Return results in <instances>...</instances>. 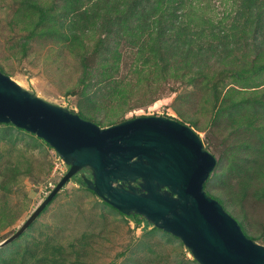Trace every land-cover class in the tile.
Masks as SVG:
<instances>
[{"label": "rangeland", "instance_id": "374dc122", "mask_svg": "<svg viewBox=\"0 0 264 264\" xmlns=\"http://www.w3.org/2000/svg\"><path fill=\"white\" fill-rule=\"evenodd\" d=\"M45 2L50 4V0ZM239 2L185 0L181 3L183 7L175 4L178 7L176 13L186 24L189 22L188 11L195 8L194 21L187 29L201 36L198 43H202L206 49L203 59L210 82H203L205 77H199L195 83L189 82L193 71L178 68L174 62L166 70L162 69L159 56L154 58L147 50L140 51V45L148 42L149 34L146 33L133 41L129 36L128 40L126 35H122L126 34L122 31L116 34L119 37L116 48L119 61L116 69H106L104 58L108 55L107 51L95 50L96 42L108 34V31L100 28L102 19L97 17L96 26L92 29H78L76 34L80 39L75 38L74 33L67 39L60 38L55 34L44 33L47 31H42L40 27L35 29L37 17H31V9H27L28 13L24 16L20 12V0H0V69L24 89L50 103L76 113H80L85 106L83 112L88 114L90 110L91 114L88 115L100 121L101 127L141 115L170 116L188 124L217 158L207 191L215 194L221 191L228 208L242 222L245 231L256 242L264 245V200H257L253 196L254 189L259 186L251 189L247 198L237 203L232 199L235 198L233 194L231 198L225 193L227 185L223 182L224 178L229 180V176L237 171L236 166L230 167L233 160L242 164L247 162L238 157L234 144L247 140L259 143V137L245 123L241 127L237 125L240 122L232 125L229 114H222L215 121L217 108L214 107L212 94L207 100L213 80L218 76L216 72L230 67L231 58L234 60L233 66L245 68L244 75L238 82L232 74L226 75L224 83L219 86L223 95L240 97L238 93L230 91L234 87L243 90L242 86L246 82L250 88L264 87V69L257 70L264 64V54L259 55V50L253 45L250 30L243 35L245 39L240 38V46L235 47L232 53H229V48H222V51L216 49L223 36L219 29L224 24L230 25ZM19 13L22 14L21 18ZM116 14L117 11L113 9L111 17ZM201 15L211 19L215 27L211 22L202 24ZM115 22V32L127 23L120 19ZM204 28L206 31L202 34ZM213 34L218 36L213 37ZM234 39L230 42V48L234 46ZM81 41L88 49L86 64L80 54ZM260 43L263 50L264 38ZM146 57L150 58V62L141 74L137 70L143 67ZM256 65L258 68H255ZM106 70L114 78L109 82L95 83ZM126 84L131 87V91L128 92L130 100L125 107L118 105L121 104L120 97L111 99L105 95L114 86ZM240 92L241 95H250L248 91ZM88 96H94L97 107L88 105ZM242 110L245 114L250 112L243 107L239 114ZM190 119L194 121L190 122ZM258 122L264 126V117L262 123ZM20 134L15 139H0V249L10 244L2 245L10 238L18 242L6 251L4 258L8 264H49L36 259L42 257L45 243L62 246V257L65 258V261H61L63 264H199L194 263L191 250L177 236L174 238L160 228H154L156 226L153 223L150 226L143 221L138 224L134 213L126 215L104 205L96 193L81 183L85 178H92L89 167L82 168L73 176L27 229L21 232L26 221L70 165L52 146L41 144L35 148L29 142L27 133ZM243 152V155H249L252 150L246 148ZM27 246L33 250L25 251ZM51 251L57 254L52 248L47 249V252Z\"/></svg>", "mask_w": 264, "mask_h": 264}, {"label": "water", "instance_id": "95a60500", "mask_svg": "<svg viewBox=\"0 0 264 264\" xmlns=\"http://www.w3.org/2000/svg\"><path fill=\"white\" fill-rule=\"evenodd\" d=\"M0 122L43 138L70 165L21 232L73 176L89 167L92 178L84 182L103 201L177 236L199 264H264V245L247 236L207 193L205 183L217 158L188 124L141 115L101 127L24 89L1 70Z\"/></svg>", "mask_w": 264, "mask_h": 264}, {"label": "trees", "instance_id": "16d2710c", "mask_svg": "<svg viewBox=\"0 0 264 264\" xmlns=\"http://www.w3.org/2000/svg\"><path fill=\"white\" fill-rule=\"evenodd\" d=\"M45 1L46 0H20L22 3L20 12L26 16L28 13L27 9H31V17H37V22H34L35 18H33V22L36 24L35 29L40 27L42 31H47L44 33L55 34L57 37H64L66 39L71 37L72 33H74V37L80 39L81 37L76 34L78 29L94 28L97 23V17L103 20L100 28H103V31H108V34L106 37L100 38V41L98 40L96 42L95 50L102 51L103 49L107 51L108 55H106L104 58L106 69H109L110 67L113 69L117 68L116 64L119 61V56H116V48L119 37L116 36V34L119 35L122 31L126 33H122V35H126L128 40L130 37L131 41H133L135 39L138 40V37L146 33L149 34V39L148 42L142 43L140 45V51L145 52L147 50L154 58L159 56L160 60H162V69L166 70L171 65V63L174 62L175 66L178 68L183 67V69L193 71L194 75L188 78L189 82L195 83L199 77L206 78L203 79V82L206 80L210 82V78H207L208 73L205 68L206 62L203 59L206 49L202 43H198V38H201V36H197L195 32H191L187 29L188 25L194 21L195 8H192L190 11H188L189 22L187 24L184 23V19L180 20L179 15L175 11L178 9L175 4L178 3L181 7H183L181 3H183L185 0H50V4H48L49 2L46 3ZM237 5L238 9L236 10L234 19L231 21L230 25L227 24L229 31L227 30L228 28L224 22L222 23L224 24L222 28L219 29L223 33V36L221 35V41L217 44L216 49L219 48L222 51V48H229V53H232L233 49L236 50V48L240 46V38L245 39L246 37L243 35H246L247 31L249 32L250 30L251 36L253 38V45L259 50V55L264 54V49L262 50L260 48V42L264 38V0H240ZM22 9H24V11H21ZM113 9L117 11V14L114 17H111V12ZM22 14L19 13L18 16L21 18ZM117 19L124 20L127 23L125 25H121L120 30L115 32L114 25ZM200 19L202 24H210L211 22L213 27H215L214 22H212L211 19H206L202 15L200 16ZM184 24L187 25V27L184 26ZM69 29L72 31L69 32ZM205 31L206 28L202 29V34H204ZM231 35L232 39H239H234V46L230 48V42L232 41V39H230ZM212 36L215 37L218 36V34H213ZM244 41L246 42L247 40ZM111 50L112 57L109 55ZM80 54L82 55L84 64H86L85 59L88 54V49H85V44L82 41ZM149 62L150 58L146 57V60L143 62V67L137 71L142 74ZM157 63L158 62L155 61V65ZM233 63L234 60L231 58L229 60V64H231L230 67L220 69L217 72L215 71L218 73V76H215L216 78L213 80V84L211 86L212 90L209 91L207 100L210 99V95L212 94L214 107L217 108L215 113V121L218 117H221L222 114H229L230 119H232L229 121L232 122V125H236L234 122H240L237 124L240 125V127L243 126V123L247 124V126L251 128L254 135L259 137L260 141L259 143L254 144L252 140H247L238 144H234V149L239 153L238 157L247 160V162L242 164L233 160L230 163V167L232 168L233 165L236 166L237 171L229 176L230 182L227 178L223 179V182L227 185V190L224 191L227 195H229V197H231L233 194L235 198H231L237 203H240L238 200L241 201L246 199L249 195V191L259 186L257 189H254L253 196L257 200L262 201L264 200V126L262 124H258V121L262 123L264 117V87L261 89L250 88L249 85H246L248 84V82H246L244 86H242L243 90L234 87L230 91L234 94L238 93L240 97L236 95L230 96L229 94L223 95L222 91L219 90V86L224 83V77L226 75L232 74V77H234V80L237 82L239 81L238 79L244 75L243 71L245 68L242 66L235 67L233 66ZM158 65L159 64H157V68H159ZM255 68H258V65H256ZM263 69L264 64H261L257 70L262 71ZM0 70L2 71V69ZM257 70L255 72H257ZM113 78V75L111 73H107L106 70V72L104 71L95 83H101L103 81L109 82ZM129 91H131V87L126 84L120 87L114 86L113 89L111 88V90L106 92L105 95L109 96L111 99L112 97H120L121 104L118 105L125 107L128 105L130 100V95H128ZM240 91H248V94L250 95H241ZM87 99L89 100L87 103L90 105V107L91 105L93 107H97V101L95 100L94 96H88ZM245 104L247 106H245ZM243 107H245V110H249L250 112L245 114L244 110H242L241 114H239L241 108ZM82 108L83 109L80 111V113H78L81 117L85 116V119L88 118V120H91L98 125L101 124V122L96 121L93 116L88 115L91 114L90 110L87 112L88 114H85L83 112L85 110V106ZM71 111L75 112L74 110ZM193 121L194 120L190 119V122ZM113 123L114 122H111V124ZM0 126H2L0 128V139L2 140L8 138L15 139L17 135H21L20 133H27L29 142L35 148L40 147L41 144L50 146L43 138L23 128L17 127L11 122H0ZM246 148L251 149L252 153H248L249 155H243V151H245ZM208 180L205 183L206 191L208 189ZM81 183L87 185L84 181ZM207 193L211 197L217 199L227 212H229L231 215L233 214L228 208L229 206L226 204V200L222 196L223 193H221V191L218 192V194L210 191H207ZM103 203L104 205L118 211V209L109 203L105 201H103ZM232 216H235L247 236L253 240H256L253 236L249 235L245 231L244 226L239 218L235 214ZM133 217H135L138 224L143 221L147 226L152 225V222L140 214H134ZM154 228L158 229V227ZM160 230L174 238H177L176 236L166 232L161 228ZM17 244L18 242L12 241L6 247L0 249V264L3 262L4 264H8L7 259L4 258L7 254L6 251L9 250L12 245L15 246ZM47 244L48 243H45L44 247L42 248V257H37L36 259L45 260L44 263L49 264H63L61 261H65V258L62 257V246ZM48 248H52L57 252V254L52 253L53 251L47 252ZM32 250V247H25V251L30 252ZM26 261L27 260H25V262ZM193 261L194 263H198L196 260ZM22 264H24V262Z\"/></svg>", "mask_w": 264, "mask_h": 264}]
</instances>
